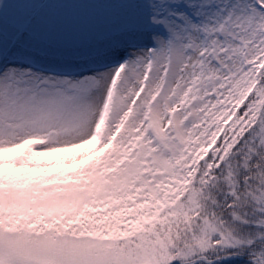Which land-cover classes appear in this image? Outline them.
Returning a JSON list of instances; mask_svg holds the SVG:
<instances>
[{"label":"snow or ice","instance_id":"1","mask_svg":"<svg viewBox=\"0 0 264 264\" xmlns=\"http://www.w3.org/2000/svg\"><path fill=\"white\" fill-rule=\"evenodd\" d=\"M0 264H264V0H0Z\"/></svg>","mask_w":264,"mask_h":264}]
</instances>
